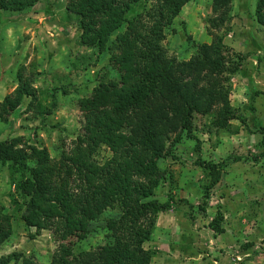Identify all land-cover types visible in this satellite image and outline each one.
Returning a JSON list of instances; mask_svg holds the SVG:
<instances>
[{
	"label": "trees",
	"instance_id": "obj_1",
	"mask_svg": "<svg viewBox=\"0 0 264 264\" xmlns=\"http://www.w3.org/2000/svg\"><path fill=\"white\" fill-rule=\"evenodd\" d=\"M36 1L0 0V13L23 11ZM144 1L132 0L122 6H113L109 0H67L66 10L79 18V40L83 46L102 54L106 43L118 32L109 46L110 57L106 64L94 79H88L77 91L81 92L87 84H95L77 101V108L85 117L84 134L78 137L70 153L63 152L58 160H52L46 149L27 146L24 140L28 137L0 142V167L8 169L22 200L16 208L15 218L27 227L37 228L46 223L63 222L64 235L58 253L52 260H37V264H150L152 254L143 249V244L150 240L157 216L168 212L172 203L148 200L165 180L166 171L158 168V162L170 156L172 149L184 141L193 142L192 152L198 155L201 148L199 133L211 136L221 133L232 137L241 129L231 122H238L246 134L258 137L253 145L255 155L230 156L219 164L198 158L194 163L205 174L207 189L198 207L202 214L209 189L219 182L227 165L264 161V123L258 124L254 131L250 130L243 110L232 106L229 99L233 80L244 72L248 54L234 51L226 44L224 36L231 30L233 19L245 12L235 11L232 0H219L218 6L215 1L211 14L216 17L209 23L210 27L220 30L227 24L229 28L213 35L209 45L193 42L191 56L187 60H176L167 57L163 29L180 14L189 0L156 2L155 12L151 13L157 16L156 19L150 15L142 21L130 20L133 6L144 4ZM254 4L250 14L256 25L264 28V0H255ZM244 6L250 8L247 3ZM257 62L261 64L260 57ZM256 70L259 71V67ZM37 74L30 72L24 78L21 68V89L2 99L0 119H7L22 102H26L24 95L32 96L25 112L41 115L43 102L52 95L46 88L39 91L41 89L33 86L38 80ZM247 75H250L249 70ZM247 79L250 80V76ZM56 92L55 89L51 109L46 113L48 116L58 111ZM260 95L257 91L253 97L264 110ZM250 110L256 111L255 107ZM41 117L45 118L44 115ZM202 118H209L210 123L199 130L198 120ZM102 146L112 152L116 167L111 169L112 159L103 164L96 160V153ZM130 152L131 156L128 155ZM134 176L141 179L133 184ZM70 185H75V192ZM115 204L120 207L121 215L117 220L106 221L110 239L104 248L99 244L92 250L94 252L82 248L85 252L76 256L74 249L88 240L92 224ZM181 214L183 216V212ZM2 216L0 243L12 234L9 218ZM223 221V214L217 209L208 223L215 236L224 234ZM3 223L8 227L2 228ZM251 247V244L246 245L244 250L249 251ZM27 260L9 256L0 262L35 264Z\"/></svg>",
	"mask_w": 264,
	"mask_h": 264
},
{
	"label": "rangeland",
	"instance_id": "obj_2",
	"mask_svg": "<svg viewBox=\"0 0 264 264\" xmlns=\"http://www.w3.org/2000/svg\"><path fill=\"white\" fill-rule=\"evenodd\" d=\"M131 1L109 0L113 6H122ZM162 1L146 0L144 4L133 6L130 20L148 19L155 12L156 2ZM215 1L218 6L219 0H189L170 25L165 26L163 34L166 39L163 43L167 57L187 60L192 54L193 42L209 45L213 35H219L224 28H229L227 24H223L221 27L224 28L220 30L210 27L209 23L216 17L214 13L211 14ZM254 1L232 0L233 9L245 13L233 19L231 30L224 36L230 48L248 54L247 58L264 55V28L256 25L250 14V9L255 7ZM246 3L250 8L244 6ZM66 5L67 0H37L32 7L23 11L0 13V102L5 95L13 96L17 89H21V68L24 78L30 72L38 73V80L33 86L41 89L39 91L46 88L52 95L51 99L47 98L43 102L44 106L41 104V115L33 111L25 112L32 96L24 95L26 102H22L7 119H0V142L28 137V140H24L27 146L46 149L52 160H58L63 152L70 153L78 137L83 136L85 117L79 112L77 101L90 92L95 84H87L81 92L77 91L88 79H94L102 65L106 64L110 57L109 46L118 34L110 38L102 54L83 46L79 40V18L67 11ZM152 18L156 19L157 16L152 15ZM245 67L244 64L243 71ZM235 79L233 85L242 83ZM254 80L260 83L258 90L264 100V73L258 72ZM55 89L58 111L48 116L46 113L51 109ZM249 96L248 93L247 98ZM256 100L251 97L249 102L247 99L245 106L255 107L254 121H250L253 117L249 110L241 108L247 121H250L248 124L252 131L258 124L264 123V110ZM198 121L199 130L204 124L210 123L209 118ZM232 124L234 126V122ZM216 135L199 133L201 148L198 155L192 152L194 143L184 141L172 149L170 156L158 162V168L166 171L165 180L159 183L148 200L161 204L172 203L168 212L157 216L151 238L143 244V249L152 254L150 264H264V161H241L227 165L219 182L209 189L205 213L198 210L204 190L207 189L204 186V170L194 164L198 158L219 164L230 156L244 158L251 153L256 154L253 145L258 137L246 134L243 127L238 138L221 133ZM128 155L131 156L132 152ZM112 156V152L102 146L96 153V160L103 164L106 160L110 161ZM116 165L112 159L111 169ZM140 179L134 176L132 183ZM11 180L8 169L0 167V215L9 218L12 232L0 243V259L18 256L35 264L37 260H52L59 251L64 235L63 222L46 223L37 228L27 227L20 219H16V208L22 200ZM70 186L75 192V185ZM217 209L223 214V238L220 237L223 234L215 236L208 228ZM120 215L121 209L116 204L100 214L91 226L88 240L74 249L75 255L79 256L85 251L94 252L92 250L98 244L104 248L110 239L105 223L108 219L117 220ZM177 221L182 223L181 229L175 227ZM7 227L3 223L2 228ZM113 243L114 239L109 245L112 247ZM250 244V250L245 251L244 247ZM10 264L21 263L12 261Z\"/></svg>",
	"mask_w": 264,
	"mask_h": 264
},
{
	"label": "crops",
	"instance_id": "obj_3",
	"mask_svg": "<svg viewBox=\"0 0 264 264\" xmlns=\"http://www.w3.org/2000/svg\"><path fill=\"white\" fill-rule=\"evenodd\" d=\"M251 58H254V60H251ZM258 57H250V58H247V60H246V62L244 63L245 65H246V67L244 68V72L241 74V77H238V78H236L235 79V81L236 80H240V81H242V83H240L239 85H235L234 84V86H233V90H232V92H231V94H230V97H229V99H230V101H231V104H232V106H234L235 108H239V109H241V108H247L248 110H249V113H250V115L253 117V114H254V112H252L250 109L251 108H248V107H245L246 105H247V99H248V101L250 102V99H251V97H253V95H254V93L255 92H260L259 90H258V88H259V81H257V80H254L255 79V76L257 75V73L258 72H260V73H264V55L262 56V57H260L261 58V60H262V62H261V64H259L258 65V62H257V59ZM259 67V71H257L256 70V68H258ZM261 67H262V69H261ZM246 70V71H245ZM247 70H249V72H250V80H248L247 79ZM253 73H255V76L253 75ZM257 79H258V77H257ZM6 93V92H5ZM4 93V94H5ZM250 94V96L247 98V94ZM245 94H246V96H245ZM5 97V96H4ZM243 97H246L247 99H245V98H243ZM254 98V97H253ZM254 99H256V97L254 98ZM247 102V103H246ZM243 113V115L245 116V118L247 119V117H246V115H245V113H244V111L242 112ZM250 121H254V117H253V119H251ZM250 121H247L248 123L250 122ZM233 123V122H232ZM233 125V124H232ZM234 125L235 126H239L240 127V129L243 127V126H240V124L239 123H237V122H234ZM250 128V127H249ZM240 135H237V136H233V137H236V138H238ZM207 213V212H206ZM175 215V214H174ZM176 224H175V227L176 228H179L180 227V229L182 228V223H180L179 221H177V222H175ZM179 226V227H178ZM223 229H224V227H223ZM181 232V231H180ZM185 234V233H184ZM184 236V235H183ZM221 238H223L224 237V234L222 235V236H220ZM178 245H180V244H178Z\"/></svg>",
	"mask_w": 264,
	"mask_h": 264
}]
</instances>
